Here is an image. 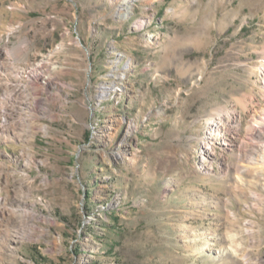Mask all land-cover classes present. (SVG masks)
I'll use <instances>...</instances> for the list:
<instances>
[{"label":"rangeland","instance_id":"rangeland-1","mask_svg":"<svg viewBox=\"0 0 264 264\" xmlns=\"http://www.w3.org/2000/svg\"><path fill=\"white\" fill-rule=\"evenodd\" d=\"M263 56L264 0H0V264H264Z\"/></svg>","mask_w":264,"mask_h":264},{"label":"bare ground","instance_id":"bare-ground-1","mask_svg":"<svg viewBox=\"0 0 264 264\" xmlns=\"http://www.w3.org/2000/svg\"><path fill=\"white\" fill-rule=\"evenodd\" d=\"M263 58H264V56H263ZM263 76H264V65H263ZM1 114H2V117H3V122L2 123H3V126H5L6 125L7 113L5 112V110H3V112ZM217 121L218 122L214 121L213 123H211L210 126L216 128L218 126V123L221 122V119H218ZM252 123H253V126L251 125L252 127L245 132V135L251 141H253L255 139V136H256L257 139H259L258 140L259 142H261V141L264 142V118L252 117ZM213 131L214 132L217 131L218 135L223 134V132L220 131V130L213 129ZM0 213H2L1 209H0Z\"/></svg>","mask_w":264,"mask_h":264}]
</instances>
